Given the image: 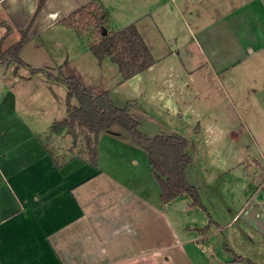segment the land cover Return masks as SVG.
Returning <instances> with one entry per match:
<instances>
[{"label":"crops","instance_id":"crops-1","mask_svg":"<svg viewBox=\"0 0 264 264\" xmlns=\"http://www.w3.org/2000/svg\"><path fill=\"white\" fill-rule=\"evenodd\" d=\"M91 2L107 14L109 31L137 27L155 58L151 67L125 79L110 56L101 64L86 41L71 73H62V62H52V71L27 62L24 49L33 41L44 47L42 37L52 29L63 27L83 41L65 20ZM39 3L0 0L3 51L30 26L21 62L0 59V264H264V188H257L264 178V0H45L37 12ZM178 32L185 51L173 50ZM153 42L167 51L156 55ZM104 71L111 72L108 79ZM34 77L66 87L61 79L74 78L95 96L108 91L149 137L175 134V118L193 157L187 179L206 209L187 192L163 202L148 150L121 125L100 132L97 162L89 146L57 149L78 138L71 127L54 128L71 108L39 120V110H23L15 82ZM128 87L134 91L125 92ZM188 88L201 103L212 95L230 109L223 116L212 104L211 117L201 113L194 132L205 136L198 145L184 99ZM71 102L80 104L76 97ZM200 152L218 159L217 167L196 171Z\"/></svg>","mask_w":264,"mask_h":264},{"label":"trees","instance_id":"trees-1","mask_svg":"<svg viewBox=\"0 0 264 264\" xmlns=\"http://www.w3.org/2000/svg\"><path fill=\"white\" fill-rule=\"evenodd\" d=\"M44 3L45 0H40L37 12ZM78 13L86 18L96 15L100 24L106 23L108 19L102 7L91 2L76 10L65 22L72 25V18ZM29 29L30 26L23 32L20 40L6 51L2 50V40H0V59L2 61L13 59L21 62L20 51L26 43ZM101 29L102 37L98 42L93 43L91 49L101 63L105 57L110 56L118 64L125 79L145 71L155 63L151 50L134 24L115 32L109 31L104 24L101 25ZM61 81L67 84L68 103L71 104L72 98L76 97L80 104L71 107L69 118L59 122L56 129L62 126L74 128L78 123L93 133L94 149L91 147V136H88L87 140L92 160L97 162L96 144L100 132L111 129L115 124L123 126L140 145L148 150L150 162L162 187V201H170L179 193L187 192L193 199V205H199L206 209L201 202L198 188L187 179L186 170L193 157L187 149L189 140L185 136L167 134L149 137L139 130L138 122L131 115L130 108L118 107L108 91L95 96L79 80L64 78ZM236 258L242 259L238 255Z\"/></svg>","mask_w":264,"mask_h":264},{"label":"rangeland","instance_id":"rangeland-1","mask_svg":"<svg viewBox=\"0 0 264 264\" xmlns=\"http://www.w3.org/2000/svg\"><path fill=\"white\" fill-rule=\"evenodd\" d=\"M71 23H73V25L76 27L75 31L79 34L80 33L82 34V35L81 34L80 35L83 36V38H84L83 41H78L76 36H74L72 33L67 31L63 27L55 28V29H52L43 35L42 41L44 42V47L41 48V47L35 46V42L33 41L24 49L23 57L31 65L46 66V68L49 66H52V62L53 63L62 62V64L64 65L62 73H66V72L71 73V71H70L71 67H73V69L76 70V68H78L79 66L73 65L75 55L79 51L82 53L83 50L84 51L86 50L85 49L87 47L86 42H89V44L91 43V46L93 45V43L98 42V40H100V38L102 37L101 25L104 24V26H106V27H107V25L105 22H103V24L98 23L96 15H93V16L86 18L82 14H79V13L76 14L72 18ZM70 26H72V25H70ZM177 36L179 37V41L177 44H174V45L172 44L173 50L179 49L180 51H185L186 50L185 48H181V45L184 42L183 35L180 32H178ZM177 36H173L172 38H176ZM153 43L155 45V54L156 55H163L167 51L163 47V45L160 44V42H153ZM86 55L87 54L83 55V57L80 59L81 62H82V59L86 57ZM183 55H184V53L181 54V56H183ZM168 63H170V62L167 61L163 65H167ZM46 71H52V70L50 68H47ZM90 73L95 75V74H98L99 72H97V69H92V70H90ZM3 74H4V67H2V65H0V77H3ZM56 74L59 75V72H56ZM100 74L102 75V77L104 79H108V75H111V72L110 71H107V72L104 71ZM48 75L51 76L52 78L56 77V76H54V73L53 74L48 73ZM161 75H162V72H161ZM4 77H5V75H4ZM56 78L59 80L60 78H63V77L58 76ZM1 87H3L2 82L0 83V88ZM51 88H53L54 90L52 91ZM15 89L18 91V94L20 97V103L22 104L21 107L23 110H27V111L32 110L35 112H36V110H39L40 115H36V113L34 112L36 115V118L38 120L40 118L47 119L50 116L63 117L64 115H66L68 108L69 107L71 108L72 106H74V104L72 102H71V104L67 103L68 102L67 101V95H66L67 87H66V85H64L62 83L54 84L53 86H48L45 82L44 83L42 82V79L40 77H34L33 79H30L29 81L23 80L20 82H15ZM133 91H134V87H128L127 89H125V92H129V93H132ZM185 94H186V96L184 99L185 100L187 99V106L186 107L188 108V112L191 113V115L193 117V120L191 121V125L193 126V130H192L193 136L195 137V143L198 145V144H201V141L203 140V137L205 136L204 132L200 135L196 134L194 132L195 127L197 126L198 122L200 121L199 116L201 115V113L203 112L204 117H207V116L211 117V112H212L211 106H212V104H214V105L218 104L219 105L216 108H219L221 111H223V113H221V115H223V116H226V114H228V111L230 109L228 107L222 105L224 100L223 101L221 100L220 102H216V103L212 102L213 101L212 95H209V96H206L205 98H203L202 103H201V101H199L195 97L194 91H190V88L187 89ZM202 105H204V107ZM35 115L33 116V118H35ZM235 115L237 118L238 117L237 112H235ZM196 116H198V118H196ZM251 117L256 119V120L258 119L257 120L258 123L260 122V119L263 120V116L261 114L253 113L251 115ZM172 124H173L172 127H174L173 131H177L175 134L181 135L180 129L181 130L184 129V128H182L181 124L178 123V121H176L175 118L173 119ZM115 125H119V124H115ZM150 127H151L150 131L152 130V128H155L154 125H151ZM54 128H56V126ZM73 129H75V132L78 135V138L76 139V141L75 142L68 141L67 143L64 142V144H62V142H59L57 145V149L59 148V146L69 145V146H71V150H73V148H76V150L78 152L80 150V148L82 147V150H80V151H84V150L86 151L87 146H89L88 140H87L88 136H91V138H92L91 147L93 149L95 148V138L93 137L92 134L88 133V130L85 127H83L82 125L77 123ZM65 134L67 135L69 133H65ZM71 135L73 136V134H71ZM71 135H70V139L72 137ZM157 135H162V134H157ZM224 144L228 145V141H226ZM206 149H207L206 147L201 148L203 153L205 152ZM89 151H90V147H89ZM90 153H91V151H90ZM203 153L202 152L199 153V155H198L199 159L197 158V160H195V163L193 164L195 170L201 172V169H199L198 166H202V165H206V166H210V167L215 165V167H217L218 159H216L213 156H211V158H206ZM196 180H197V178H195V181ZM260 185H261V180L258 181L257 188ZM200 198H202L201 193H200ZM201 202H202L203 206H205L203 199H201ZM214 207H216L215 204L212 205V207L210 208L211 214H215ZM252 263L253 264H259L258 262L254 261V260L249 262V264H252Z\"/></svg>","mask_w":264,"mask_h":264},{"label":"built area","instance_id":"built-area-1","mask_svg":"<svg viewBox=\"0 0 264 264\" xmlns=\"http://www.w3.org/2000/svg\"><path fill=\"white\" fill-rule=\"evenodd\" d=\"M258 188H259V190L264 188V179L262 180L261 185Z\"/></svg>","mask_w":264,"mask_h":264},{"label":"water","instance_id":"water-1","mask_svg":"<svg viewBox=\"0 0 264 264\" xmlns=\"http://www.w3.org/2000/svg\"><path fill=\"white\" fill-rule=\"evenodd\" d=\"M71 130H72L73 133H75L74 129L71 128Z\"/></svg>","mask_w":264,"mask_h":264}]
</instances>
